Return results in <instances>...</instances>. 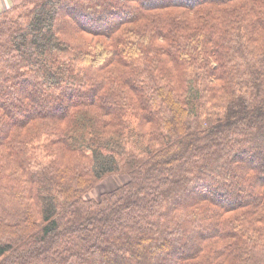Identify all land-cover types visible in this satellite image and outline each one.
<instances>
[{"label":"trees","instance_id":"obj_1","mask_svg":"<svg viewBox=\"0 0 264 264\" xmlns=\"http://www.w3.org/2000/svg\"><path fill=\"white\" fill-rule=\"evenodd\" d=\"M0 264H264V0L1 10Z\"/></svg>","mask_w":264,"mask_h":264},{"label":"rangeland","instance_id":"obj_2","mask_svg":"<svg viewBox=\"0 0 264 264\" xmlns=\"http://www.w3.org/2000/svg\"><path fill=\"white\" fill-rule=\"evenodd\" d=\"M1 3L2 2H0V7L4 4ZM120 179L121 178H119V176L107 178L105 181L100 183V185L96 189L91 191L87 195V197L96 198L100 193L114 189L118 184H120L119 182Z\"/></svg>","mask_w":264,"mask_h":264},{"label":"crops","instance_id":"obj_3","mask_svg":"<svg viewBox=\"0 0 264 264\" xmlns=\"http://www.w3.org/2000/svg\"><path fill=\"white\" fill-rule=\"evenodd\" d=\"M0 2H2L1 4H3L1 7H0V11L3 10L4 8H6L7 6L11 5L12 3L15 2V0H0Z\"/></svg>","mask_w":264,"mask_h":264}]
</instances>
